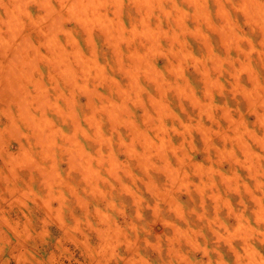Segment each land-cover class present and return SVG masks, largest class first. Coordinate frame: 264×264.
<instances>
[{
	"label": "rangeland",
	"instance_id": "obj_1",
	"mask_svg": "<svg viewBox=\"0 0 264 264\" xmlns=\"http://www.w3.org/2000/svg\"><path fill=\"white\" fill-rule=\"evenodd\" d=\"M0 264H264V0H0Z\"/></svg>",
	"mask_w": 264,
	"mask_h": 264
}]
</instances>
